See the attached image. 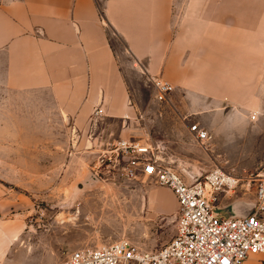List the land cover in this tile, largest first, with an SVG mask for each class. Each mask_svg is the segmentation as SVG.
Listing matches in <instances>:
<instances>
[{"label": "crops", "instance_id": "1", "mask_svg": "<svg viewBox=\"0 0 264 264\" xmlns=\"http://www.w3.org/2000/svg\"><path fill=\"white\" fill-rule=\"evenodd\" d=\"M110 34L150 81L174 87L163 105L177 109L146 127L173 156L191 160L183 145L191 117L199 126L214 119L215 129L263 117L206 106L243 97L254 80L264 84V0H0V86L40 97L37 105L89 156L120 139L142 140L147 132ZM244 264H264V255Z\"/></svg>", "mask_w": 264, "mask_h": 264}, {"label": "rangeland", "instance_id": "2", "mask_svg": "<svg viewBox=\"0 0 264 264\" xmlns=\"http://www.w3.org/2000/svg\"><path fill=\"white\" fill-rule=\"evenodd\" d=\"M98 1L103 5L104 0ZM110 38L140 110L137 122L147 132L148 124L177 108L155 101L151 81L133 66L123 45L112 34ZM244 89L243 97L219 107L209 102L206 109L229 114L260 111L261 119L253 115L248 127L215 129L214 119L205 118L200 126L210 131L213 141L200 147L189 135L183 144L197 169L208 173L219 168L242 180L233 193L220 196L216 217L228 216L224 206L253 202L255 186L247 179L264 169V84L254 80ZM38 101L35 94L0 86V264H57L74 251L121 239L144 252L169 243L176 235L178 211L171 191L141 176H96L99 153L89 156L84 148H75L74 133ZM196 123L194 117L187 120L189 126ZM149 134L138 139L156 136ZM93 175L98 183L89 185Z\"/></svg>", "mask_w": 264, "mask_h": 264}, {"label": "built area", "instance_id": "3", "mask_svg": "<svg viewBox=\"0 0 264 264\" xmlns=\"http://www.w3.org/2000/svg\"><path fill=\"white\" fill-rule=\"evenodd\" d=\"M151 83L155 101L167 103L174 87L160 79ZM190 134L200 147L213 141L198 124L190 127ZM164 152L162 144L150 137L120 139L99 153L94 173L114 172L126 180L141 176L170 190L178 206L175 237L154 252L141 251L121 239L74 251L57 264H244L252 256L264 255V169L247 179L255 186L253 211L245 218H218L214 208L220 196L233 193L242 180L215 168L188 185L175 170L160 164Z\"/></svg>", "mask_w": 264, "mask_h": 264}, {"label": "water", "instance_id": "4", "mask_svg": "<svg viewBox=\"0 0 264 264\" xmlns=\"http://www.w3.org/2000/svg\"><path fill=\"white\" fill-rule=\"evenodd\" d=\"M163 166L172 168L175 170L188 185H194L199 182L205 174L206 171H201L196 168V165L187 160L179 159L167 151L164 152V159L160 163ZM89 185L98 183L97 178L93 175L88 178ZM254 201L251 203H242L235 202L227 207H224L222 212L228 214V216H223L220 213L217 215L218 218H245L247 217L254 209ZM246 209L247 213H243L242 209Z\"/></svg>", "mask_w": 264, "mask_h": 264}]
</instances>
